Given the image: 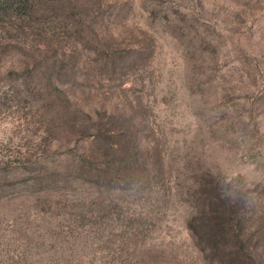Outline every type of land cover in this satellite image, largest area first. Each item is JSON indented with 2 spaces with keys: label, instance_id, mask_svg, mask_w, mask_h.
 I'll list each match as a JSON object with an SVG mask.
<instances>
[{
  "label": "rangeland",
  "instance_id": "rangeland-1",
  "mask_svg": "<svg viewBox=\"0 0 264 264\" xmlns=\"http://www.w3.org/2000/svg\"><path fill=\"white\" fill-rule=\"evenodd\" d=\"M16 6L0 5V264H225L199 223L219 207L264 264V0Z\"/></svg>",
  "mask_w": 264,
  "mask_h": 264
},
{
  "label": "trees",
  "instance_id": "trees-1",
  "mask_svg": "<svg viewBox=\"0 0 264 264\" xmlns=\"http://www.w3.org/2000/svg\"><path fill=\"white\" fill-rule=\"evenodd\" d=\"M17 5L14 9L18 14L21 10L30 2V0H0V5ZM237 204L232 205L231 208H236ZM216 208L211 211V214L215 217L216 214L213 212L220 211V214L216 218L210 216L208 222H199L201 227L205 225L206 231L210 234L209 243L212 242L213 248L224 252L223 261L225 264H243L244 262L250 261L254 264H261L257 260V254L255 246L251 245V239L246 238V232H241L240 223L242 219L237 211H231L229 209L220 210ZM212 233L221 234L222 240L214 241ZM227 238H230L227 239ZM225 241V242H224ZM230 241V242H229ZM229 262V263H228Z\"/></svg>",
  "mask_w": 264,
  "mask_h": 264
}]
</instances>
